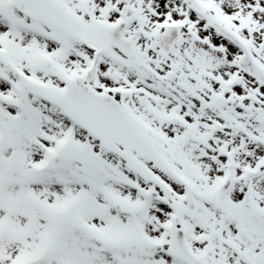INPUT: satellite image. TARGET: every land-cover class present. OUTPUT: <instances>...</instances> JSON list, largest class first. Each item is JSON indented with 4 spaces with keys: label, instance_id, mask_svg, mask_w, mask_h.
Here are the masks:
<instances>
[{
    "label": "snow or ice",
    "instance_id": "snow-or-ice-1",
    "mask_svg": "<svg viewBox=\"0 0 264 264\" xmlns=\"http://www.w3.org/2000/svg\"><path fill=\"white\" fill-rule=\"evenodd\" d=\"M0 264H264V0H0Z\"/></svg>",
    "mask_w": 264,
    "mask_h": 264
}]
</instances>
